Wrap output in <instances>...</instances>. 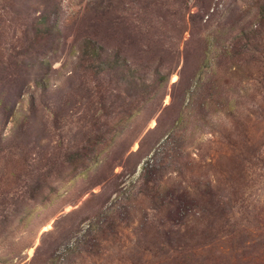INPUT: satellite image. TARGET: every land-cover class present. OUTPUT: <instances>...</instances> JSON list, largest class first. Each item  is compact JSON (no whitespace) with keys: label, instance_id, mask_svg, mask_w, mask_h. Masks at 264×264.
Instances as JSON below:
<instances>
[{"label":"rangeland","instance_id":"374dc122","mask_svg":"<svg viewBox=\"0 0 264 264\" xmlns=\"http://www.w3.org/2000/svg\"><path fill=\"white\" fill-rule=\"evenodd\" d=\"M0 8V79L23 24L57 25L0 108V264H264V0Z\"/></svg>","mask_w":264,"mask_h":264},{"label":"trees","instance_id":"16d2710c","mask_svg":"<svg viewBox=\"0 0 264 264\" xmlns=\"http://www.w3.org/2000/svg\"><path fill=\"white\" fill-rule=\"evenodd\" d=\"M49 19V16L41 15L37 19V21L33 22L30 28L25 24L22 25L23 29L20 32V36L16 40L17 44L15 45V49L17 51L13 49L15 53L11 56L12 59H8V62L6 63L7 75L3 79H0V108L2 110L7 111L11 104H13L14 107V103H16V97H18V95H15L14 93L15 88H17V86H15V83L17 82V76L15 74L17 73H14L13 69H11L14 65V60L17 57L18 59H20V57H24L29 52L35 53L36 47L39 46L42 41L45 43L49 40L54 31L57 29L56 23H50ZM82 59H84L85 62L90 59H95L97 62L96 69L98 74V70L104 67L107 68L106 72L115 70L114 66H118L119 64L116 59L119 60L124 58H122L120 53L107 51V49L103 45H101V43H97L94 47V50L90 49L89 44H87V47L83 52ZM113 59H115L114 62H111V60ZM111 80L109 81V83L112 82ZM96 87L97 90L95 94H97L98 97V104L100 105L99 110L102 114H105V110L107 108L104 102L106 97L105 94H107L106 92L108 88L106 89L104 83H100ZM24 93L25 92L21 89L19 97ZM27 121L28 120L26 118L24 120V123H27ZM90 143L91 142H87V144ZM94 146L96 147L97 145L94 144Z\"/></svg>","mask_w":264,"mask_h":264}]
</instances>
